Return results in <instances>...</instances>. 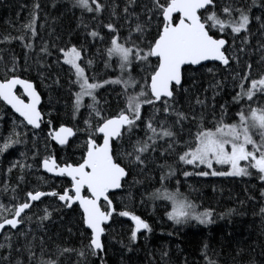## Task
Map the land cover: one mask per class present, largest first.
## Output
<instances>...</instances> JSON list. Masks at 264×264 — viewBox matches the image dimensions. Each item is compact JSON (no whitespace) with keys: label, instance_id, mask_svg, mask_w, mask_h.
<instances>
[{"label":"snow or ice","instance_id":"snow-or-ice-1","mask_svg":"<svg viewBox=\"0 0 264 264\" xmlns=\"http://www.w3.org/2000/svg\"><path fill=\"white\" fill-rule=\"evenodd\" d=\"M72 7L80 9L82 13L93 14V19H99L105 11L109 12V22L101 23L112 34L111 46L107 52L109 57L118 58L121 75L117 79L100 83L86 72L93 61L88 59L84 62V44L79 47L75 44L70 47L52 45L62 55L63 64L69 66V71L75 77L70 83L79 89L74 93L73 118L83 107L90 112L89 118L84 120L86 127L83 130L78 127L74 130L73 127L62 124L58 129L49 131L48 136L64 146L78 131L86 132L88 138L83 144L84 155L81 157L82 162L74 164L65 161L61 165L51 153L42 159L44 170L70 178V187H66L62 193L27 191L21 199L17 195V189L12 188L13 195L9 203L6 205L0 202V234L3 235V242H0V264H107L106 237L112 231L110 221L114 213L119 217H128L133 222L128 243L119 241L128 251H132V245L138 241L139 234L151 233L152 228L131 211L122 210L117 213L110 197L114 196L115 190L122 189L128 183L126 178L130 173L135 169L143 170L147 166L149 155L157 151L161 157L174 154L182 164L192 165L194 168L204 165L212 170L195 173L184 171L185 177H247L253 175L252 170H255L258 178L264 181V16H252L253 7H260L264 11V0H260V3L251 0L249 5L226 3L222 6L218 4V0H148L143 5L141 0H123L122 9L115 0L111 3L108 0H72ZM141 7L142 12L138 10ZM40 9L39 0H36L30 19L21 26L22 34H8L0 39V43L21 41L22 46L27 49L24 53V71H28L29 54L36 52L32 41L38 36L36 22ZM112 17H115V21ZM253 19L260 22L258 31L261 36L255 45V50L261 53L256 62L259 67L255 69L251 59L242 60L241 55L253 47L250 28ZM121 20L128 25V35L123 40L120 36L123 25L118 23ZM80 26L85 30L89 27L83 23V19L78 27ZM88 36L93 40H103L95 28L87 31L85 39ZM237 40L239 44L236 43ZM51 55L49 44H41L36 52V63L40 64L44 57ZM60 59L61 56L58 55L57 62ZM3 60V55H0V61ZM206 61H217L227 68L235 63L239 67L232 77L234 87L238 89L232 102L237 105L246 104L247 108L242 107L236 113L238 122H225L227 111L223 105L221 114L217 117L213 105V126L208 127L203 111L199 114L194 109L186 112L179 106L177 97L180 91H188L184 88L186 73L195 66L205 67ZM9 63L10 67L8 63L5 64V70L10 75L0 80V100L10 105L23 118L25 126L40 129L43 123L38 108L40 93L31 80L21 79L17 74L19 59L15 55ZM134 67H140L144 74L139 78L134 76ZM208 71L212 72L213 69L209 68ZM54 83L58 84L59 80ZM106 84L121 85L124 106L114 115H104L97 98V90ZM17 85L23 88L29 102L26 103L16 95ZM211 87L220 88L222 82ZM86 97L91 99L90 104H85ZM195 103L201 108L207 107L199 96L195 98ZM253 103L258 106L252 107ZM146 106L150 109L147 118ZM48 123L52 122L49 120ZM139 132L144 133L143 137L138 135ZM19 135L13 129L4 138L3 143H0V155L21 143ZM257 135L259 140L255 138ZM98 139L102 143H98ZM125 140L128 143L127 149L124 148ZM242 161L246 162L244 166H241ZM214 163L228 165L229 170H215ZM25 167L31 166L16 161L7 171L11 173L14 168L22 171ZM159 167H167L168 172L160 176L161 188L151 193L150 199L171 201L172 211L168 213V218L176 224H184L190 220L202 225L212 224L211 210L199 211L197 205L186 198L178 199V191L173 193L165 189L164 181L174 175V171L167 163ZM19 179L22 181L23 175ZM138 182L134 180V183ZM8 190L9 186L5 184L3 191ZM85 191L88 195L84 194ZM45 196L58 198L60 208L75 211L74 205H78L80 227L76 233L71 228L68 229L70 234L78 235V245L55 243L54 249L50 250L45 239L46 232L36 236L32 234L31 227L22 230L21 226L30 225L33 221L28 210L34 207V202H40ZM261 196L264 197V190L261 191ZM42 212L37 217L38 227L41 228L53 216L48 208H44ZM260 215L264 217V208L260 209ZM29 235L31 239L28 238ZM203 247L206 264H219L218 260L208 255L209 245L204 244ZM13 253L17 254L15 259ZM24 254L26 259L23 258ZM163 255L167 256V252ZM237 255H240V251ZM249 264H256V261L250 260Z\"/></svg>","mask_w":264,"mask_h":264},{"label":"trees","instance_id":"trees-1","mask_svg":"<svg viewBox=\"0 0 264 264\" xmlns=\"http://www.w3.org/2000/svg\"><path fill=\"white\" fill-rule=\"evenodd\" d=\"M35 2L36 0H0V39L8 34L12 36L22 34L21 26L30 19ZM108 2L111 3L112 0ZM115 2L119 3L122 9L123 0H115ZM39 3L41 9L36 22L38 36L32 42L36 52L39 51L41 44H49L52 55L44 57L40 64H37L36 52L30 53L28 71H24V53L27 49L22 46L21 41L0 43V49L3 50L0 55L4 57V60L0 61V79L10 75L6 73L5 64L8 63L10 67L9 62L15 55L19 59L17 74L36 84L43 98L41 110L44 113L41 129L35 130L28 125L25 126L26 123L22 122L23 120L0 100V143H3L4 138L8 137L13 129L20 133L21 140V143L0 155V202L6 205L12 198V188H16L17 195L23 199L27 191L55 189L63 192L66 187H70L68 178L51 177L41 170L40 163L45 156L54 154L63 164L65 161L67 163L81 162V157L84 155L83 144L88 138L86 132L78 131L74 139L64 148L57 147L48 136L49 131L61 124L83 130L86 127L84 120L89 118L90 112L88 108L83 107L73 118L74 93L79 89L70 83L75 77L69 71V66L63 64L62 55L52 45L70 47L75 44L79 47L84 44L86 49L82 53L84 62L86 63L88 59L93 61L92 65L86 68V72L100 83L117 79L121 75L118 58L109 57L107 52L111 46L112 34L101 23V21L109 22L108 11H105L99 19H93V14L82 13L80 9L73 8L72 0H39ZM146 3L148 0H141L142 5ZM226 3L249 5L251 0H218L221 6ZM257 3H260V0H257ZM138 10L142 12L143 8ZM252 16H264V11L260 7H253ZM81 19L89 26L87 30L82 26L78 27ZM111 19L115 21V17ZM118 23L123 25L120 29L121 40H123L128 35V25L122 20ZM93 28L100 32L103 40L99 38L93 40L90 36L85 39L87 31ZM250 28L253 33L251 40L253 47H250L246 54L241 55L242 60L251 59L255 69L259 67L256 62L261 56V53L255 50L257 40L261 39L258 31L260 22L253 19ZM236 43L239 44V40ZM58 55L61 56L60 62H57ZM205 65V67H194L186 73L184 88L188 91H180L177 97L179 106L186 112L194 109L199 114L203 111L206 117L205 124L208 127L213 126V105H215L214 111L217 117L220 116L223 105L227 111L224 117L225 122H238L236 113L242 107L247 108L246 104L237 105L232 102L233 95L238 91L234 87L232 77L239 67L235 63L231 68L220 63ZM209 68L213 71L209 72ZM143 74L140 67H134V76L139 78ZM57 79L58 84L54 83ZM217 82H222V87H211ZM197 96L205 101L206 108H201L195 103ZM97 98L100 101V107L104 110V115H114L124 106L121 85H104L97 90ZM88 102L85 101V104L91 103V101ZM257 106V103L252 104V107ZM149 112L150 109L146 106L145 118ZM49 120L51 124L48 123ZM138 135L143 137L144 133L139 132ZM100 141L98 139V142ZM124 148H128L127 140L124 142ZM16 161L31 167H25L22 171L20 168H14L11 173H8V168ZM165 163L174 171V175L164 181L165 189L178 191V194L200 209L211 210L212 224H176L168 218V213L172 209L169 202L150 199V194L161 188L160 176L168 172L167 167L164 169L159 167ZM201 170L206 171L202 166L194 168L192 165L178 162L174 154L161 157L157 151L149 155L147 166L143 170L135 169L130 173L127 177L128 183L124 185L123 190L113 196L116 211L117 213L122 210L133 212L144 219L152 231L139 234L138 241L132 245V251H128L123 244L128 243L133 222L128 217H119L115 214L111 223L112 231L106 237L107 264H206L204 244L209 245L208 255L218 260L219 264H249L250 260H255L256 264H264V217L260 215V209L264 208V197L261 196L264 181H261L255 172L247 177L211 175L185 177L183 175L184 171L195 173ZM21 175L24 177L22 181L19 179ZM134 180L139 182L134 183ZM5 184L9 186L7 192L3 191ZM60 204L56 197L44 198L29 210V215L33 216L32 223L21 226L22 230L31 227L32 234L36 236L44 235L46 232L45 239L50 250L54 249L55 243H67L72 246L79 244L78 235L70 234L68 229L71 228L73 233L77 232L80 227L78 223L80 209L77 205L74 206L75 211L64 209L60 208ZM44 208L52 211L53 216L41 228L38 227L37 217L43 214ZM47 237L52 239L48 240ZM28 238L31 239V235ZM119 241H123V244ZM0 242H3V236ZM20 243L22 244L23 240ZM238 251L240 255H237ZM165 252L167 256L163 255ZM37 254H39L38 247ZM16 256L17 254L13 253V259ZM23 258L26 259V254Z\"/></svg>","mask_w":264,"mask_h":264},{"label":"water","instance_id":"water-1","mask_svg":"<svg viewBox=\"0 0 264 264\" xmlns=\"http://www.w3.org/2000/svg\"><path fill=\"white\" fill-rule=\"evenodd\" d=\"M205 64H207V63H219V62H217V61H206V62H204ZM195 67H199V66H195ZM21 79H26V78H24V77H20ZM0 80H3V79H0ZM32 81V80H31ZM33 82V81H32ZM33 84L36 86V84L33 82ZM36 90L40 93V91H39V89L37 88V86H36ZM15 91H16V95L17 96H19L21 99H23L26 103L27 102H29V100H28V97H26L25 95H24V90H23V88L21 87V86H19V85H17V87H16V89H15ZM22 93V94H21ZM40 96H41V102H40V104L38 105V108H39V110L41 111V104H42V95H41V93H40ZM3 103H5L3 100H1ZM6 104V103H5ZM7 105V107L9 108V109H11L12 111H13V113H15L20 119H22L23 120V118L22 117H20L19 116V114L18 113H16L15 112V110L14 109H12V107L10 106V105H8V104H6ZM41 114H42V117H43V119H44V114L42 113V111H41ZM26 123V122H25ZM63 125H65V126H67V127H73V126H71V125H68V124H63ZM29 127H31V128H33L31 125H28ZM41 126H42V124H41ZM60 127V126H59ZM58 127V128H59ZM58 128H56V129H58ZM74 128V127H73ZM36 130H39V129H36ZM74 130H75V128H74ZM75 136H73V137H70L69 138V142H68V144L67 145H64V146H61V145H59V144H57L54 140H52V142L55 144V145H57V147H61V148H64V147H66V146H68L69 145V143H70V141L74 138ZM100 143H102V140H101V142ZM58 162V161H57ZM82 162V161H81ZM59 163V162H58ZM70 163H72V162H70ZM60 164V163H59ZM74 164V163H73ZM41 169H42V171L44 172V173H46V174H48L49 176H51V177H56V178H59V177H61V176H57V175H55L54 173H49V172H47L46 170H44L43 169V167H42V165H41ZM64 177H66V176H64ZM69 180H70V178L69 177H67ZM122 189H119V190H115L114 192H117V191H121ZM39 191H44V190H39ZM51 191H57V190H49V191H44V192H51ZM58 192V191H57ZM62 193V192H61ZM85 194V193H84ZM85 195H88V194H85ZM46 197H49V196H45V197H42L41 198V200L43 199V198H46ZM59 201V200H58ZM60 202V201H59ZM36 203H38V202H34V204H36ZM61 203V202H60ZM75 206V205H74ZM113 206L115 207V205H114V202H113ZM29 211V210H28ZM113 220V219H112ZM112 223V221H110V224ZM2 234H0V236H1Z\"/></svg>","mask_w":264,"mask_h":264},{"label":"rangeland","instance_id":"rangeland-1","mask_svg":"<svg viewBox=\"0 0 264 264\" xmlns=\"http://www.w3.org/2000/svg\"><path fill=\"white\" fill-rule=\"evenodd\" d=\"M22 94V93H21ZM85 101H91V99L90 98H88V97H86L85 98ZM88 102V103H89ZM257 140H259V136L257 137H255ZM249 147H251V146H249ZM246 164V162H244V161H242L241 162V166H244ZM200 166H202V167H204L205 168V170L206 171H209V172H211L212 170L211 169H207L204 165H200ZM213 169H215V170H223V171H227V170H229V166L228 165H218V164H213ZM253 172H255V170H252ZM256 174V173H255ZM169 192H173V193H177V192H174V191H172V190H168ZM178 199H180V198H185V197H182L180 194H178V197H177ZM188 200V199H187ZM167 202H169L170 204H171V207H172V203H171V201H169V200H166ZM189 201V200H188ZM198 210L199 211H204L203 209H200V208H198ZM171 211H172V209H171ZM187 223H189V224H194V225H200L197 221H195V220H190V221H188ZM133 227H134V225H133Z\"/></svg>","mask_w":264,"mask_h":264},{"label":"flooded vegetation","instance_id":"flooded-vegetation-1","mask_svg":"<svg viewBox=\"0 0 264 264\" xmlns=\"http://www.w3.org/2000/svg\"><path fill=\"white\" fill-rule=\"evenodd\" d=\"M61 125H62V124H61ZM41 127H42V126H41ZM40 129H41V128H40ZM40 129H39V130H40ZM75 129H76V128H75ZM73 139H74V138H73ZM73 139H72V140H73ZM72 140H71V141H72ZM97 142H98V141H97ZM100 142H101V141H100ZM100 142H98V143H100ZM40 167H41V163H40ZM41 170H42V169H41ZM47 175H48V174H47ZM66 178H67V177H66ZM126 179H127V178H126ZM123 188H124V187H123ZM123 188H122V190H123ZM52 190H55V189H52ZM122 190H121V191H122ZM48 191H49V190H48ZM118 192H120V191L114 192V194H116V193H118ZM85 194H88V193L85 191ZM110 198L113 199V196L110 197ZM57 199H58V198H57ZM113 202H114V205H115V208H116V204H115L114 199H113ZM114 215H115V213H114ZM113 217H114V216H113ZM112 221H113V220H112ZM13 231H15V230H13ZM2 236H3V235H1L0 238H1Z\"/></svg>","mask_w":264,"mask_h":264},{"label":"bare ground","instance_id":"bare-ground-1","mask_svg":"<svg viewBox=\"0 0 264 264\" xmlns=\"http://www.w3.org/2000/svg\"><path fill=\"white\" fill-rule=\"evenodd\" d=\"M42 101H43V98H42ZM42 111V110H41ZM43 113V112H42ZM44 114V113H43ZM44 120V119H43ZM58 128V127H57ZM36 130V129H35ZM57 158V157H56ZM58 161V160H57ZM59 162V161H58ZM60 163V162H59ZM61 164V163H60ZM64 164V163H63ZM63 164H61V165H63ZM56 178V177H55ZM44 199V198H43ZM42 199V200H43ZM78 206V205H77Z\"/></svg>","mask_w":264,"mask_h":264}]
</instances>
